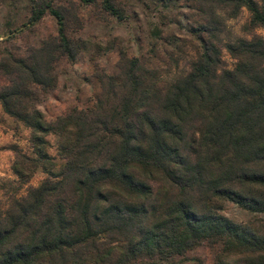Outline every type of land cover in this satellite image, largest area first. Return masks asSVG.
Returning <instances> with one entry per match:
<instances>
[{"label":"trees","instance_id":"1","mask_svg":"<svg viewBox=\"0 0 264 264\" xmlns=\"http://www.w3.org/2000/svg\"><path fill=\"white\" fill-rule=\"evenodd\" d=\"M131 1L158 15L193 3L192 52L156 29L145 53L120 52L117 73L95 72L90 103L46 121L33 89L53 88L56 67L84 50L68 35L77 10L124 22L121 0H0L9 13L25 5L22 20H6V40L46 17L56 26L0 63L11 76L0 105L32 148L15 151L14 188L0 201V264H264V36L254 33L264 0ZM244 10L238 35L229 23ZM160 41L171 48L162 60ZM38 171L46 177L27 187ZM224 205L254 219L233 221Z\"/></svg>","mask_w":264,"mask_h":264},{"label":"rangeland","instance_id":"2","mask_svg":"<svg viewBox=\"0 0 264 264\" xmlns=\"http://www.w3.org/2000/svg\"><path fill=\"white\" fill-rule=\"evenodd\" d=\"M77 4V0H72ZM67 0H61L65 7ZM120 5L124 9L127 19L124 22L102 15L98 8L90 7L77 10V23L68 25V35L76 45L83 46L73 63L61 62L55 70L57 81L53 88L46 92L33 89V100L31 105L36 107L46 121H52L56 117L65 114L71 108H84L90 103L100 88L96 80L95 72L107 74L117 73V63L120 52L128 56L145 53L151 41L154 39L153 31L160 30V37L171 42L170 36L179 38V44L186 52H192L196 43L187 33V28L197 23L198 17L193 3L180 2L179 11L164 12L158 15L138 6L131 0H121ZM24 6L18 5L17 10L9 13L0 9V63L5 51H11L16 57H24L31 48L40 46L43 40L53 36L56 31L54 21L46 17L39 25L30 31L6 40L2 36L6 20H22ZM248 13L242 11L240 17L229 23L234 33L241 35L240 27L247 21ZM168 25V27H166ZM255 34L264 36L261 29H256ZM164 51L169 53L171 48L158 42L157 55L159 59H165ZM222 56L227 65L232 64L228 54L223 51ZM155 67H163L158 61L151 63ZM10 75H5L0 70V87L9 83ZM32 156L30 144V131L20 122L8 116L0 105V201L5 200L13 188V181L16 180L12 167L17 159V154ZM49 153L54 154L53 150ZM45 174L38 171L29 180L27 187L37 186ZM26 187L21 190L24 194ZM229 219L236 222L247 223L254 219V216L243 212L233 205H224L221 212Z\"/></svg>","mask_w":264,"mask_h":264}]
</instances>
